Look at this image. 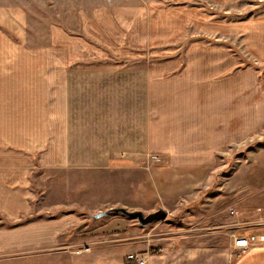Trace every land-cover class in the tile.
Instances as JSON below:
<instances>
[{
    "label": "crops",
    "instance_id": "0c3cea01",
    "mask_svg": "<svg viewBox=\"0 0 264 264\" xmlns=\"http://www.w3.org/2000/svg\"><path fill=\"white\" fill-rule=\"evenodd\" d=\"M24 17L0 7V264H130V254L145 264H264V244L233 256V216L202 231L188 222L196 179L252 133L255 110L239 115L236 76L207 89L203 66L164 76L173 64L97 65L87 61L100 50L77 40L29 50ZM100 209L167 217L141 228L109 214L116 225L96 232L107 235L97 249L76 233L94 226L79 211ZM82 232L96 238L90 226ZM66 247L90 251L67 258L58 252Z\"/></svg>",
    "mask_w": 264,
    "mask_h": 264
},
{
    "label": "rangeland",
    "instance_id": "374dc122",
    "mask_svg": "<svg viewBox=\"0 0 264 264\" xmlns=\"http://www.w3.org/2000/svg\"><path fill=\"white\" fill-rule=\"evenodd\" d=\"M0 7L24 13L27 38L22 46L29 50L67 49L77 40L79 49L100 50L87 61L97 65L146 69L173 64L164 76L186 67L196 73L203 66L207 89L224 88L235 75L239 115L255 110L247 130L252 133L218 155L215 167L196 179L186 205L188 222L194 231H202L235 211L233 231L264 229V125L259 127L256 117L264 99V0H0ZM189 93L197 94L192 82ZM245 96L250 101L241 104ZM85 212L79 211V219L94 226H80L78 238L97 249L105 246L107 235L96 232L116 225V219L103 215L105 209ZM88 226L95 231L93 241L83 237ZM74 251L90 248L58 250L67 258Z\"/></svg>",
    "mask_w": 264,
    "mask_h": 264
},
{
    "label": "built area",
    "instance_id": "2783aa9c",
    "mask_svg": "<svg viewBox=\"0 0 264 264\" xmlns=\"http://www.w3.org/2000/svg\"><path fill=\"white\" fill-rule=\"evenodd\" d=\"M151 161L154 163H159V156H152ZM235 211L230 212V216H234ZM232 238V250L233 256L239 257L242 253L246 252L250 248L259 246V244H264V236H259V238L254 237H244L238 236L234 231L230 234ZM127 262L130 264H145V261L140 258L138 254H130L126 258Z\"/></svg>",
    "mask_w": 264,
    "mask_h": 264
},
{
    "label": "water",
    "instance_id": "95a60500",
    "mask_svg": "<svg viewBox=\"0 0 264 264\" xmlns=\"http://www.w3.org/2000/svg\"><path fill=\"white\" fill-rule=\"evenodd\" d=\"M106 214H120L121 216L129 220L136 221L141 228H147L154 222H163L167 217L166 212H164L162 209H159L154 213H150L148 215H144L141 212H128L124 209L110 210ZM101 215L102 214H99L98 216Z\"/></svg>",
    "mask_w": 264,
    "mask_h": 264
},
{
    "label": "trees",
    "instance_id": "16d2710c",
    "mask_svg": "<svg viewBox=\"0 0 264 264\" xmlns=\"http://www.w3.org/2000/svg\"><path fill=\"white\" fill-rule=\"evenodd\" d=\"M103 215H107V214H103ZM96 217H99V216H95V218H96Z\"/></svg>",
    "mask_w": 264,
    "mask_h": 264
}]
</instances>
